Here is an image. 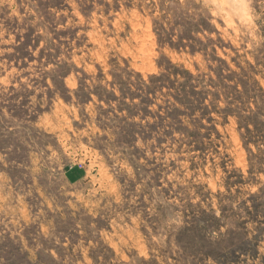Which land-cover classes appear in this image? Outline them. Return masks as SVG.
Segmentation results:
<instances>
[{"label":"rangeland","instance_id":"rangeland-1","mask_svg":"<svg viewBox=\"0 0 264 264\" xmlns=\"http://www.w3.org/2000/svg\"><path fill=\"white\" fill-rule=\"evenodd\" d=\"M0 264H264V0H0Z\"/></svg>","mask_w":264,"mask_h":264}]
</instances>
